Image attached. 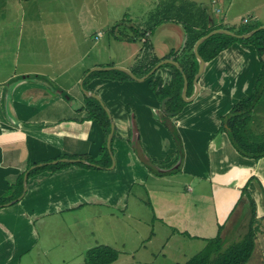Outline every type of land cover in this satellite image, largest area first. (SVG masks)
Returning a JSON list of instances; mask_svg holds the SVG:
<instances>
[{
    "label": "crops",
    "instance_id": "1",
    "mask_svg": "<svg viewBox=\"0 0 264 264\" xmlns=\"http://www.w3.org/2000/svg\"><path fill=\"white\" fill-rule=\"evenodd\" d=\"M220 1L216 7L202 5L214 19L221 15L220 25L230 27L238 12L227 0L228 14L222 13L217 8ZM131 2L0 0V200H8L0 205V264H36L26 259L36 249L47 259L50 248L64 245L59 241L83 236L78 219L84 218L79 214L85 209L99 214L105 208L110 216L125 217L131 200L142 201L140 190L146 191L155 219L173 235L204 241L220 234L226 242L246 231L250 200L243 190L247 186L260 226L256 245L263 236L264 158L242 157L221 130L222 119L255 89L261 71L257 50L237 44L222 52L206 63L198 93L195 85L188 88L187 98L194 100L186 102L179 114H163L166 99H160L150 81L160 79L169 85L174 76L169 64L146 80L88 79L104 71L95 69L109 67L126 68L142 79L154 69L139 75L151 62L140 64L147 40L160 63L173 60L166 57L187 43L182 26L176 23L161 25L147 40H128L133 36L130 27L148 29L143 20L160 0H141L144 13L139 16L124 14ZM258 5L264 6V0ZM112 7L116 13H111ZM254 12L244 10V20L256 19ZM119 25L129 30L121 35L123 40L112 31ZM107 35L110 38L105 40ZM91 94L100 97L114 127L112 164L106 169L88 161L104 159L102 149L108 139L100 124L90 119ZM258 118L256 126L262 131L264 113ZM65 159L80 161L31 173ZM176 172L183 181L169 186L164 179ZM151 177L158 180L153 187L148 185ZM135 187L139 191L133 194ZM206 202L213 210V225H207L202 214L196 215ZM68 215L79 221L78 230L66 224ZM233 216L238 223L232 222ZM122 248L114 264H121L126 252ZM62 250L56 256L62 258ZM130 257L128 264L138 263L131 252Z\"/></svg>",
    "mask_w": 264,
    "mask_h": 264
},
{
    "label": "trees",
    "instance_id": "2",
    "mask_svg": "<svg viewBox=\"0 0 264 264\" xmlns=\"http://www.w3.org/2000/svg\"><path fill=\"white\" fill-rule=\"evenodd\" d=\"M165 23H176L182 26L187 38L185 48L178 52H172L166 59H173L178 62L187 76L189 88L194 86V79L199 71V62L194 52L195 44L210 32L219 29H225L237 35H244L258 29L261 25L243 24V27L236 29L233 26H225L216 24L215 19L211 15L209 8L202 4H198L189 0H160L159 5L150 14L147 22L148 29L140 30L135 27H130L133 36L128 37V40L136 41V39H149L152 33ZM121 25L117 28L119 33L116 34L117 40H123L121 35H127V29L120 30ZM117 28L112 31L115 33ZM122 31H126L122 34ZM252 46L257 50L261 71L256 83L255 89L245 99L237 103L231 112L222 119L221 130L225 131L230 139L231 144L236 151L244 158L259 161L264 158V130L261 131L260 126L255 123V111L264 108V30L255 33L249 39H238L236 37L218 34L212 36L199 48V54L206 63L215 60L222 52L233 47L234 45ZM143 46V56L140 64L144 61H149L145 70L139 74H148L157 64L160 59L156 58L153 53V48L148 40ZM174 70V76L169 85H163L162 80L155 79L150 81V87L156 92L161 100L169 99L167 102V113L170 115L179 114L186 105L182 98L184 87V78L182 73L172 65H167ZM97 76H120V80L129 79L130 77L120 71H102L92 73L88 79ZM90 111V119L97 121L103 128L106 137L111 132V122L108 113L95 99H88L87 103ZM252 122L255 124L252 125ZM256 126V130L254 127ZM172 134L178 142L179 150L182 149V144L176 130ZM104 159L100 162H95L93 159H88L92 164H97L101 169H106L111 166L112 158L107 149V142L103 149ZM68 163H58L54 165H46L42 168L33 170L31 173H37L42 170H59L67 167ZM80 165H83L80 163ZM88 168H96V166H88ZM153 171V170H152ZM243 195L248 196L250 200V209L247 214L245 228L246 231L237 237L238 239L225 247V242L219 234L214 239L206 240L205 247L191 258L186 264H248L252 258L255 248L258 233L260 231L259 220L257 218V208L255 201L251 198L248 187L245 186ZM8 200H0V205L7 203ZM221 229V228H220ZM120 258V252L112 247L101 245L89 250L86 254V264H114Z\"/></svg>",
    "mask_w": 264,
    "mask_h": 264
},
{
    "label": "rangeland",
    "instance_id": "3",
    "mask_svg": "<svg viewBox=\"0 0 264 264\" xmlns=\"http://www.w3.org/2000/svg\"><path fill=\"white\" fill-rule=\"evenodd\" d=\"M226 1L227 0H221L220 2H218L219 7L217 6V8L220 11H223L222 13L227 15L229 11L227 9L230 7V5L228 6ZM230 1L233 2L232 5L234 7V12H238L237 14L239 15L237 19L233 21V24H231L233 27H236L237 30L243 27V24L250 23L249 19L244 20L246 15H243V13L244 10L247 9L255 10L254 15L256 16V19L252 18V24L261 25V23L264 22V6H255L257 3H262L263 0ZM124 2V4H127L129 0H124ZM196 2L198 4H210L213 5V7H216L215 3L217 2V0H196L195 3ZM118 5L122 6L120 4ZM122 7L125 8L124 6ZM116 12L117 9L112 7L111 13L113 14ZM127 13L130 16H133L135 13L138 16L141 13H144L141 0H132L128 8H125L124 14ZM220 16L221 15L219 14L215 18L216 24H219L218 22ZM251 16L249 17L251 18ZM127 17L129 18V16ZM143 21H146L145 23H147L148 19H144ZM125 24H128V21H125ZM123 29L124 28H120V30ZM105 32L108 33V30H106ZM125 32L126 31H122V34ZM117 33H119V30L115 31V34ZM109 38L110 36L107 35L105 40H108ZM111 39V42H113L112 37ZM108 72H111V70ZM261 113H264V108L255 111L254 118L256 123L259 121L258 116ZM155 171L156 170H153L152 173H154ZM177 181H183L180 176H177V172L174 174L172 173L166 179H164V182H167L166 184H168L169 186H175L177 184ZM155 183H158V180L155 177H151L148 185L149 187H153L155 186ZM137 191H139V189L138 187H135L133 194H136ZM139 195H141L142 201L137 203L135 202V200H131L128 206V212L125 213V217L123 215H120L119 213H117L116 217L110 216V210L105 208H102V210L99 211V214L92 211V209H85L84 213L79 214L81 216H84V218L78 219L83 224L81 228L83 232L82 237L75 239L70 236L66 241H59L61 243H64V245L60 244L58 248H50L47 259H45L39 249L31 252L26 259L35 261L36 264H86V249L91 250L95 247L106 245L119 251L124 250L122 247L125 248L126 252L121 256V264H128L131 258L130 252L136 257V261H138L137 264H186L191 258H193L205 247L206 240L203 241V239L197 238L191 239L185 236H180L179 234L173 235L167 228L163 227L155 219L156 214L154 213L149 203V198L146 191L140 190ZM206 204L207 205H203L196 209V215L199 216L200 214H202V217L207 221V225H213V210L209 205V202H206ZM129 214H131L132 217H129ZM92 215L94 217H92ZM78 220H75L74 215H68V217L66 218V224L71 226V230L76 231L79 229ZM232 222L238 223V220L235 216L232 217ZM243 233L244 232H242L241 234ZM92 234H94L92 237L85 239L87 235ZM237 237L239 236H236V240L238 239ZM234 241L235 239L226 240L225 247L229 246V244H232ZM57 249H63L62 252L65 255L62 258H65L67 260L66 263L62 262V258H60V256H56L55 253L61 254V251ZM54 250L57 251L51 252ZM145 250L149 251L147 252ZM248 264H264V234L259 238V243L256 245L254 254Z\"/></svg>",
    "mask_w": 264,
    "mask_h": 264
},
{
    "label": "water",
    "instance_id": "4",
    "mask_svg": "<svg viewBox=\"0 0 264 264\" xmlns=\"http://www.w3.org/2000/svg\"><path fill=\"white\" fill-rule=\"evenodd\" d=\"M260 30H264V26H261L259 27L258 29H255L253 30L252 32L248 33V34H244V35H237L236 33H233V32H230L228 30H225V29H219V30H215L213 31L212 33L208 34L207 36L201 38L196 44H195V47H194V52L196 54V57H197V60L199 62V71L194 79V85H195V88H196V93H198V82H199V79L200 77L202 76V74L204 73L205 69H206V62L203 60V58L200 56L199 54V48L201 46L202 43H204L206 40H208L209 38H211L212 36H215V35H218V34H224V35H227V36H231V37H236L238 39H249L250 37H252L255 33H257L258 31ZM187 39V38H186ZM187 41V40H186ZM186 46V42L184 44V48ZM166 64H169V65H172L174 66L175 68H177L183 75V78H184V87H183V92H182V96H183V99L185 102H190V101H193L194 99H188L187 98V92H188V88H189V81H188V78L187 76L184 74V71L183 69L181 68L180 64L176 61H173V60H166L164 62H161L160 64H158L157 66L154 67V69L151 71V73L140 79L138 78L132 71L126 69V68H122V67H116V68H97L95 69L96 71H102V70H106V71H120V72H123L125 74H127L128 76H130L132 79L134 80H146L148 79L151 75H153L160 66L162 65H166ZM93 70V71H95ZM84 90V89H83ZM90 97L98 100L100 102V104L104 107V104L102 103L101 99L99 96L95 95V94H91ZM166 102H167V99L163 102L162 104V112L163 114H166L168 115V113L166 112ZM113 135H114V127L112 125L111 127V133L109 134L108 136V139H107V149L111 155V157L113 158V153H112V140H113ZM80 160H62V162L64 163H75V162H79ZM84 162V161H82ZM54 164H58V162H54ZM114 166V165H113ZM27 177V176H26Z\"/></svg>",
    "mask_w": 264,
    "mask_h": 264
},
{
    "label": "built area",
    "instance_id": "5",
    "mask_svg": "<svg viewBox=\"0 0 264 264\" xmlns=\"http://www.w3.org/2000/svg\"><path fill=\"white\" fill-rule=\"evenodd\" d=\"M246 23V22H245Z\"/></svg>",
    "mask_w": 264,
    "mask_h": 264
}]
</instances>
